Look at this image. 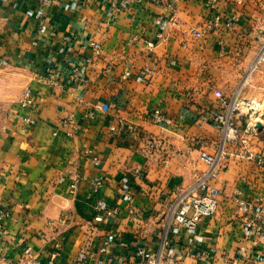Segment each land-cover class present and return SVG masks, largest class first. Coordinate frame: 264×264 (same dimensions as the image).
Returning <instances> with one entry per match:
<instances>
[{"label":"crops","instance_id":"obj_1","mask_svg":"<svg viewBox=\"0 0 264 264\" xmlns=\"http://www.w3.org/2000/svg\"><path fill=\"white\" fill-rule=\"evenodd\" d=\"M52 1L0 0V71L21 74L34 99L30 112L19 102L0 121V211L8 213L0 214V244L7 256L32 251L49 264L60 243L53 264H148L140 249L178 264H264V240L246 234L232 199L239 188L249 201L264 202V164L257 161L264 127L245 135L249 117H235L247 143H234L209 118L228 110L216 91L264 105V64L250 73L264 0H217L215 10L209 0H139L121 12L105 0ZM215 14L239 22L191 36ZM148 42L157 45L149 49ZM155 111L172 124L155 123ZM28 113L33 123L24 129ZM197 141L223 151L210 183L220 206L191 232L169 225L168 210L179 190L208 170ZM76 173L79 189L71 193ZM61 216L66 221L49 229Z\"/></svg>","mask_w":264,"mask_h":264},{"label":"built area","instance_id":"obj_2","mask_svg":"<svg viewBox=\"0 0 264 264\" xmlns=\"http://www.w3.org/2000/svg\"><path fill=\"white\" fill-rule=\"evenodd\" d=\"M112 8L116 11L121 12L125 10H131L139 0H105ZM154 4H161L162 0H149ZM53 3L52 0H44V4L50 6ZM164 4V3H163ZM166 8L169 9L168 4ZM208 5L212 10L216 9L217 0H209ZM171 24L176 23V18L174 16L169 20ZM239 22V17L229 16L225 17L220 14H215L211 18L207 19L206 22L199 27H192L190 29V34L195 39H203L207 34L217 31L220 29L223 24L233 27ZM158 40L163 39V35L160 33L157 35ZM137 40V38H135ZM258 42L259 49L254 60L251 72L258 69L260 65L264 64V29L258 30ZM156 42H148L146 46L149 49H154L156 47ZM90 48L93 53L97 56L100 55L101 51L97 43L91 42ZM172 63H175V60H172ZM154 70H147V75H152ZM76 76V75H75ZM249 77V76H248ZM57 77L55 75L50 76V85L53 87L58 86ZM216 97L220 101L221 105L225 108H228L225 116H210L209 118L214 119L216 122L220 123L225 131V136L229 141L237 142L241 141L243 144L247 143L246 138H244L240 129L237 128L235 124V117H239L241 114H246L249 117V122L247 128L244 130V134H256L258 132L257 125L261 124L264 127V105L252 101H243L238 97L228 99L225 97L221 91L215 92ZM32 94L29 90H26L20 105L22 109L26 112H30L32 107ZM92 115L86 114L85 118H91ZM152 120L158 124L171 125L172 120L167 118L160 111H155L151 115ZM68 122L65 125L73 124V119L70 117L67 120ZM33 123L32 117L28 115L24 118V129L31 126ZM68 123V124H67ZM131 131H135L134 128L130 127ZM195 145H199V160L205 164L208 168L206 173L199 175L196 179V182L188 189L179 190V194L174 202L170 203L168 214L170 217L169 225L173 224L175 226H180L185 228L188 231L195 232L198 228L199 223L204 218L214 217L219 209L220 203L218 197L215 196L211 189V181L217 178L218 173L221 168V161L223 158V151L219 154H214L211 150L201 142H195ZM151 148H154L155 145L151 144ZM94 162H97V159H93ZM259 164H264V153L257 158ZM134 177L137 180L142 178V173L140 170L134 171ZM70 191L75 193L79 189V184L81 177L76 173L70 176ZM99 187L100 184L98 183ZM233 202L236 207V212L240 217L243 228L250 238L255 240L262 241L264 240V202L260 204H255L252 201H249L246 198L245 193L236 188L233 191ZM103 206V202H98L95 206L96 210H100ZM1 215H8L0 211ZM66 221V216H61L56 222L49 221L48 228H55V224H63ZM45 232L40 234L41 238H46ZM4 238V232L0 231V240ZM62 249V244L55 243L54 251L50 253V263L53 264L57 258L58 252ZM138 254L147 261L148 264H178L170 260H165L161 254H154L145 249H140ZM205 258L207 263L210 262L209 256L207 253L203 252L201 254ZM85 259L84 255H80L79 261ZM0 264H41L37 253L32 251H25L23 255L18 258H11L6 254V248L4 245L0 244ZM121 264H126L121 262Z\"/></svg>","mask_w":264,"mask_h":264},{"label":"rangeland","instance_id":"obj_3","mask_svg":"<svg viewBox=\"0 0 264 264\" xmlns=\"http://www.w3.org/2000/svg\"><path fill=\"white\" fill-rule=\"evenodd\" d=\"M24 78L15 72L0 71V121L25 93Z\"/></svg>","mask_w":264,"mask_h":264},{"label":"water","instance_id":"obj_4","mask_svg":"<svg viewBox=\"0 0 264 264\" xmlns=\"http://www.w3.org/2000/svg\"><path fill=\"white\" fill-rule=\"evenodd\" d=\"M257 128H258V129H261V128H262V125H261V124H258V125H257Z\"/></svg>","mask_w":264,"mask_h":264}]
</instances>
